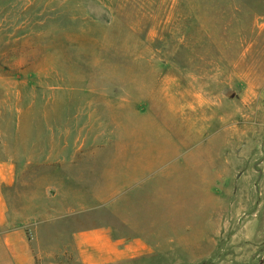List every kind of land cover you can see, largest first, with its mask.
<instances>
[{
    "label": "rangeland",
    "instance_id": "1",
    "mask_svg": "<svg viewBox=\"0 0 264 264\" xmlns=\"http://www.w3.org/2000/svg\"><path fill=\"white\" fill-rule=\"evenodd\" d=\"M1 198L0 264H264V0H0Z\"/></svg>",
    "mask_w": 264,
    "mask_h": 264
},
{
    "label": "crops",
    "instance_id": "2",
    "mask_svg": "<svg viewBox=\"0 0 264 264\" xmlns=\"http://www.w3.org/2000/svg\"><path fill=\"white\" fill-rule=\"evenodd\" d=\"M6 171L8 172V170ZM6 177H7V174L3 173V177H2L3 179L1 181L3 184L4 182H8V180L6 181ZM5 213H6L5 205H4L3 199L1 198L0 200V225L2 226L6 225V221L4 220ZM7 233H8L7 234L8 238L6 237L7 239H10L12 236H14V235H11L8 232V230H7ZM80 244H82L84 248H87V247L92 248L96 252V254L94 255L87 256L86 262H89V263L105 261V260L110 259L111 256L120 257L122 254L121 251L117 249V246H118L117 242H112L111 239L105 233L96 231V230L83 234L81 236ZM18 259H19L18 261L20 262L18 264H25V263L31 264L32 262L31 259L28 257H24V258L19 257Z\"/></svg>",
    "mask_w": 264,
    "mask_h": 264
}]
</instances>
